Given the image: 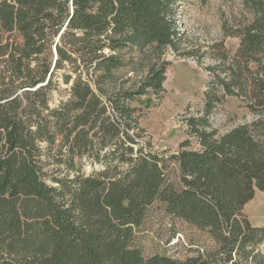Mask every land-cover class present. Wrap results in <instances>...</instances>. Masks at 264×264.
Wrapping results in <instances>:
<instances>
[{
  "label": "trees",
  "instance_id": "trees-1",
  "mask_svg": "<svg viewBox=\"0 0 264 264\" xmlns=\"http://www.w3.org/2000/svg\"><path fill=\"white\" fill-rule=\"evenodd\" d=\"M185 0H0V264H264V225L244 215L264 192V0H240L221 23L216 78L252 120L219 134L209 116L186 120L198 149L158 153L141 140L134 109L159 95L166 64L136 89H110L134 47L182 38ZM226 64H228L226 66ZM204 237L192 256L144 254L156 213Z\"/></svg>",
  "mask_w": 264,
  "mask_h": 264
},
{
  "label": "rangeland",
  "instance_id": "rangeland-1",
  "mask_svg": "<svg viewBox=\"0 0 264 264\" xmlns=\"http://www.w3.org/2000/svg\"><path fill=\"white\" fill-rule=\"evenodd\" d=\"M240 0H185L178 11L181 41L178 52L170 48L136 47L125 50L121 56L123 69L115 73L110 89H136L157 68L166 64V79L159 95L147 90L130 102L134 109L141 140L158 153H176L182 142L188 140L189 148L198 149L196 139L188 135L186 120L203 114L208 92L219 99L209 116L213 128L223 134L233 127L249 122L252 115L246 102L235 95H226L216 77L227 81L228 73L221 74L214 44L223 42L227 53L233 54L238 46L235 38L223 39L221 23L239 18ZM228 64H226L227 66ZM251 71L264 76L262 66L250 65ZM254 226L264 225V192L256 191L253 199L243 210ZM171 221L157 211L149 231L142 235L144 254H165L176 259L192 256L189 240L202 246L204 237L190 227L177 223L178 234L170 242ZM264 255V245L259 247Z\"/></svg>",
  "mask_w": 264,
  "mask_h": 264
}]
</instances>
